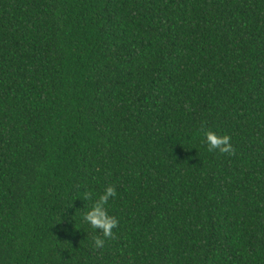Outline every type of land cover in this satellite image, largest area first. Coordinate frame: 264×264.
I'll list each match as a JSON object with an SVG mask.
<instances>
[{"label": "trees", "instance_id": "obj_1", "mask_svg": "<svg viewBox=\"0 0 264 264\" xmlns=\"http://www.w3.org/2000/svg\"><path fill=\"white\" fill-rule=\"evenodd\" d=\"M0 264H264V0H0Z\"/></svg>", "mask_w": 264, "mask_h": 264}, {"label": "clouds", "instance_id": "obj_2", "mask_svg": "<svg viewBox=\"0 0 264 264\" xmlns=\"http://www.w3.org/2000/svg\"><path fill=\"white\" fill-rule=\"evenodd\" d=\"M206 142L208 150H219L222 153L233 152L231 138L228 135L218 136L215 132L206 133ZM117 188L113 184L104 186L102 193L94 200L91 207L84 213L83 220L94 230H99L105 239L114 236V229L119 225V221L115 216L109 214L108 206L111 200L117 197ZM85 198L92 200L93 194L86 193ZM105 239L97 236L95 239V247L102 248L105 245Z\"/></svg>", "mask_w": 264, "mask_h": 264}]
</instances>
